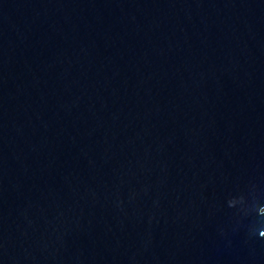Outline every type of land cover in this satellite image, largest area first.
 I'll list each match as a JSON object with an SVG mask.
<instances>
[{
	"label": "water",
	"instance_id": "water-1",
	"mask_svg": "<svg viewBox=\"0 0 264 264\" xmlns=\"http://www.w3.org/2000/svg\"><path fill=\"white\" fill-rule=\"evenodd\" d=\"M0 264H264V0H0Z\"/></svg>",
	"mask_w": 264,
	"mask_h": 264
}]
</instances>
